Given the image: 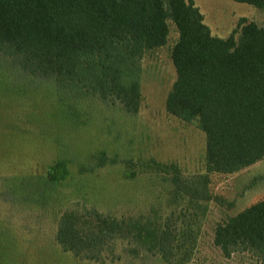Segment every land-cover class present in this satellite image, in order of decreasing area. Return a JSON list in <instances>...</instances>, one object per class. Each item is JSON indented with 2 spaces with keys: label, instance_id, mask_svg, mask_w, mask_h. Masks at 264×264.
<instances>
[{
  "label": "rangeland",
  "instance_id": "374dc122",
  "mask_svg": "<svg viewBox=\"0 0 264 264\" xmlns=\"http://www.w3.org/2000/svg\"><path fill=\"white\" fill-rule=\"evenodd\" d=\"M194 1L216 36H238L242 19L264 26V8ZM169 22L168 43L143 58L136 114L28 74L0 51V264H264L250 252L227 258L214 243L218 224L264 200V159L232 174L207 170L206 134L198 120L184 121L166 108L177 78L171 51L179 37ZM100 152L113 161L97 165ZM61 161L68 175L52 181L48 169ZM173 167L205 197H176ZM68 209L80 215L88 234L94 211L119 219L183 212L196 245L181 244L171 263L150 253L132 256L126 243L103 262L83 259L55 239Z\"/></svg>",
  "mask_w": 264,
  "mask_h": 264
},
{
  "label": "trees",
  "instance_id": "16d2710c",
  "mask_svg": "<svg viewBox=\"0 0 264 264\" xmlns=\"http://www.w3.org/2000/svg\"><path fill=\"white\" fill-rule=\"evenodd\" d=\"M235 1L264 8V0ZM170 20L179 37L171 51L177 78L167 111L198 120L209 172L232 174L264 159V26L254 21L242 19L238 36L222 38L194 0H0V51L28 74L136 114L143 58L168 43ZM95 159L103 166L112 158L100 152ZM47 174L63 180L68 165L57 162ZM171 178L176 197H205L179 168ZM93 213L89 234L76 211L61 214L55 239L64 251L103 262L126 243L132 256L150 253L171 263L181 244L196 245L183 212L126 219ZM214 243L227 258L250 252L264 261V200L218 224Z\"/></svg>",
  "mask_w": 264,
  "mask_h": 264
}]
</instances>
